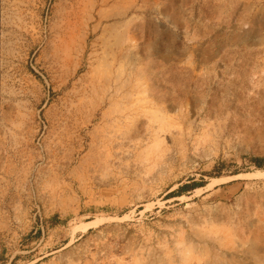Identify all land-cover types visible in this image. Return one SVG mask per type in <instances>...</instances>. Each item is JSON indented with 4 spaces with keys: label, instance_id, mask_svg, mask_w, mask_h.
<instances>
[{
    "label": "rangeland",
    "instance_id": "rangeland-1",
    "mask_svg": "<svg viewBox=\"0 0 264 264\" xmlns=\"http://www.w3.org/2000/svg\"><path fill=\"white\" fill-rule=\"evenodd\" d=\"M255 156L264 0H0V264H264Z\"/></svg>",
    "mask_w": 264,
    "mask_h": 264
},
{
    "label": "trees",
    "instance_id": "trees-1",
    "mask_svg": "<svg viewBox=\"0 0 264 264\" xmlns=\"http://www.w3.org/2000/svg\"><path fill=\"white\" fill-rule=\"evenodd\" d=\"M250 159L258 167H263L264 166V158L263 157H257V156H255V157H252ZM188 186H189L188 184H184L179 189H183V188L188 187ZM172 193H174V192H172Z\"/></svg>",
    "mask_w": 264,
    "mask_h": 264
},
{
    "label": "bare ground",
    "instance_id": "bare-ground-1",
    "mask_svg": "<svg viewBox=\"0 0 264 264\" xmlns=\"http://www.w3.org/2000/svg\"><path fill=\"white\" fill-rule=\"evenodd\" d=\"M156 134H158V132H156Z\"/></svg>",
    "mask_w": 264,
    "mask_h": 264
}]
</instances>
